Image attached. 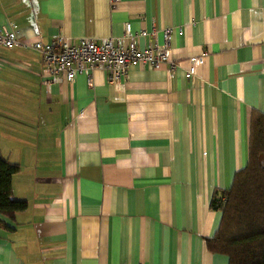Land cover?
<instances>
[{"label": "crops", "instance_id": "0c3cea01", "mask_svg": "<svg viewBox=\"0 0 264 264\" xmlns=\"http://www.w3.org/2000/svg\"><path fill=\"white\" fill-rule=\"evenodd\" d=\"M113 6V7H112ZM0 0L24 44L55 35L163 43L170 62L42 83L40 55L0 47V156L19 166L0 264H228L210 209L264 115V0ZM202 58L187 76L190 59Z\"/></svg>", "mask_w": 264, "mask_h": 264}, {"label": "trees", "instance_id": "16d2710c", "mask_svg": "<svg viewBox=\"0 0 264 264\" xmlns=\"http://www.w3.org/2000/svg\"><path fill=\"white\" fill-rule=\"evenodd\" d=\"M18 170V164L0 156V217L10 221L27 207L26 201L12 196V176ZM209 207L220 212V221L206 239L207 249L227 256L228 264H264L263 114L251 115L245 166L227 190L214 192Z\"/></svg>", "mask_w": 264, "mask_h": 264}, {"label": "built area", "instance_id": "2783aa9c", "mask_svg": "<svg viewBox=\"0 0 264 264\" xmlns=\"http://www.w3.org/2000/svg\"><path fill=\"white\" fill-rule=\"evenodd\" d=\"M115 2L116 0H111V6ZM172 32L171 29L163 30V43L149 44L143 50L137 49L135 37L128 24L124 27L123 44L110 38H80L73 41L58 34L47 43L34 41L28 45L19 40L14 24L8 23L0 25V47L10 50L28 48L37 52L42 63V83L47 88L50 84L70 83L76 75L84 74L89 77L96 69L107 72L109 83H117L126 78L131 66L137 64L148 65L154 70L167 65L168 73L172 74L175 68V64L170 62L169 53ZM201 63V57L190 59L187 76L192 75L194 66Z\"/></svg>", "mask_w": 264, "mask_h": 264}]
</instances>
